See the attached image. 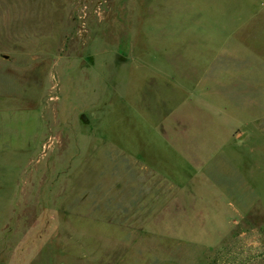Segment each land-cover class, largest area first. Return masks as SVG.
Wrapping results in <instances>:
<instances>
[{
  "label": "rangeland",
  "instance_id": "374dc122",
  "mask_svg": "<svg viewBox=\"0 0 264 264\" xmlns=\"http://www.w3.org/2000/svg\"><path fill=\"white\" fill-rule=\"evenodd\" d=\"M259 118L264 0H0V264H264Z\"/></svg>",
  "mask_w": 264,
  "mask_h": 264
},
{
  "label": "crops",
  "instance_id": "0c3cea01",
  "mask_svg": "<svg viewBox=\"0 0 264 264\" xmlns=\"http://www.w3.org/2000/svg\"><path fill=\"white\" fill-rule=\"evenodd\" d=\"M252 49L255 50L256 53H259L261 50L258 46H257V48L252 47ZM259 119H260V121L258 122L259 125L256 129H257V131L262 132V134H264V121L262 120L264 118H259ZM242 134L248 135V132L241 131V132L237 133V136L240 138V137H242ZM262 142H264V141L262 140Z\"/></svg>",
  "mask_w": 264,
  "mask_h": 264
}]
</instances>
